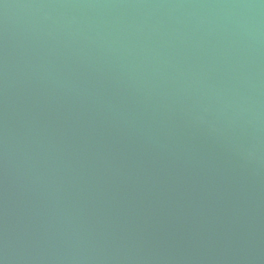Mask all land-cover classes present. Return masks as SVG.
<instances>
[{
  "label": "water",
  "instance_id": "obj_1",
  "mask_svg": "<svg viewBox=\"0 0 264 264\" xmlns=\"http://www.w3.org/2000/svg\"><path fill=\"white\" fill-rule=\"evenodd\" d=\"M0 264H264V0H0Z\"/></svg>",
  "mask_w": 264,
  "mask_h": 264
}]
</instances>
